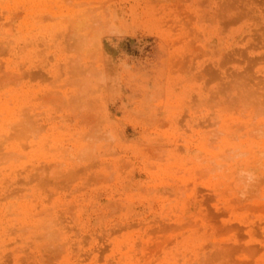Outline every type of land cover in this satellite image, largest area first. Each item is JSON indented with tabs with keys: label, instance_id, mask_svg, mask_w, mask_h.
<instances>
[{
	"label": "rangeland",
	"instance_id": "374dc122",
	"mask_svg": "<svg viewBox=\"0 0 264 264\" xmlns=\"http://www.w3.org/2000/svg\"><path fill=\"white\" fill-rule=\"evenodd\" d=\"M0 264H264V0H0Z\"/></svg>",
	"mask_w": 264,
	"mask_h": 264
}]
</instances>
